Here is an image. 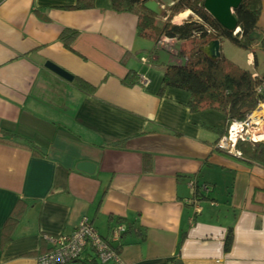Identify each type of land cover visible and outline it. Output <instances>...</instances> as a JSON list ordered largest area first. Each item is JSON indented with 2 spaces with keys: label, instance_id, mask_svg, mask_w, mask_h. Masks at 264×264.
<instances>
[{
  "label": "crops",
  "instance_id": "obj_1",
  "mask_svg": "<svg viewBox=\"0 0 264 264\" xmlns=\"http://www.w3.org/2000/svg\"><path fill=\"white\" fill-rule=\"evenodd\" d=\"M76 1L0 4V137L33 145L0 142V264H38L50 248L44 235H69L85 217L103 237L126 225V264H264V167L216 148L227 126L221 111H191L186 90L160 92L159 51L141 62L155 42L138 36L135 14L114 11L111 0L68 8ZM259 19L261 37L264 2ZM66 28L79 32L71 49L60 40ZM223 41L230 42L220 40L222 55L264 74L257 70L259 43L242 49L246 56L239 59L231 47L230 56L223 51ZM176 59L161 63L183 60ZM82 161L94 163L95 172L79 170ZM190 180L205 197L199 212L190 202L196 199ZM18 201L24 212L3 242V225Z\"/></svg>",
  "mask_w": 264,
  "mask_h": 264
},
{
  "label": "trees",
  "instance_id": "obj_2",
  "mask_svg": "<svg viewBox=\"0 0 264 264\" xmlns=\"http://www.w3.org/2000/svg\"><path fill=\"white\" fill-rule=\"evenodd\" d=\"M146 0H111V7L116 12H128L137 16L136 30L139 37L157 42L162 36L177 38L184 41V47L179 52V57L184 60L179 63H160L156 66L163 72L160 92L168 87L186 90L190 93L189 107L197 112L206 108L221 111L226 116L227 126L231 121L244 120L254 111L259 101L264 102V93L257 92V88L264 81L262 76H253L251 70L242 68L221 54L217 60L207 57L201 47L214 39H227L233 45L244 50H251L252 45L259 43L264 51V34L258 39L250 38L256 31L264 0H243L234 11L238 21L239 31L236 35L223 28L204 8V0H173L167 10L161 15H156L145 6ZM95 0H77L75 5L68 8H88L94 6ZM160 3V2H159ZM162 6V4L160 3ZM196 15L197 19H188L182 23H174L176 15L185 11ZM190 16V15H189ZM160 18L162 21H160ZM214 31L209 32L208 28ZM76 29L66 28L60 34V40L66 48L71 49L73 41L78 36ZM74 85L84 92L90 93L92 88L80 78H75ZM0 142L32 149L33 145L13 139L0 137ZM238 148L241 156L238 159L250 164L264 167V140L256 143L240 141ZM36 153V151H34ZM150 157L146 156L145 163L150 165ZM196 187V186H195ZM194 198L202 200L198 190L194 191ZM25 209V202L18 201L12 213L7 218L2 229V241L11 240V234ZM122 233L121 240L116 247L121 253L122 240L128 232ZM142 240L146 238V230L140 228ZM232 245V229L228 230L225 239V250L229 251ZM93 257V256H92ZM97 264V258L90 260Z\"/></svg>",
  "mask_w": 264,
  "mask_h": 264
},
{
  "label": "built area",
  "instance_id": "obj_3",
  "mask_svg": "<svg viewBox=\"0 0 264 264\" xmlns=\"http://www.w3.org/2000/svg\"><path fill=\"white\" fill-rule=\"evenodd\" d=\"M5 0H0V4ZM208 28V27H207ZM209 32L214 30L208 28ZM239 31V28L236 29L233 33L236 35ZM180 44L181 49L183 47L182 42L177 38H171L167 36H162L156 43L153 48L152 55L148 57H141V62L147 64L151 62L152 57L154 58L155 53L164 50L167 51L173 57H179V51L175 50L174 47ZM184 60V58H182ZM254 77L258 76L253 74ZM140 80L143 84H147L148 80L145 76H140ZM257 92L262 94L264 93V81L257 88ZM261 105H264V102L259 101L256 111ZM251 113H249L244 120L234 119L231 121L227 131L223 134L216 143V148L228 153L229 155L240 157L241 151L238 148V143L240 141H249L252 143L260 142L264 140V136L261 138L253 137L254 125H258L255 121L251 119ZM190 186L194 191L195 181L190 180ZM193 203L195 211H200L199 201L197 199H192L190 201ZM126 230V225L124 223H119L113 230L109 237L101 236L90 219L84 218L79 223L75 231L69 235H59L51 236L44 235V238L50 244L49 250L41 255L38 258V264H67L74 260H77L86 247L93 250L100 261L101 264H126L122 257L121 253H118L116 247L122 237V233Z\"/></svg>",
  "mask_w": 264,
  "mask_h": 264
},
{
  "label": "water",
  "instance_id": "obj_4",
  "mask_svg": "<svg viewBox=\"0 0 264 264\" xmlns=\"http://www.w3.org/2000/svg\"><path fill=\"white\" fill-rule=\"evenodd\" d=\"M243 0H204L205 10L225 29L234 32L238 29V21L235 17L234 11L240 6ZM144 6L155 13L161 15L163 9L157 0H146ZM260 19L256 24V29H260ZM254 31L250 38L258 39L260 33ZM221 43L219 39L210 41L207 45L201 47V51L210 59L217 60L221 56ZM45 66L57 73L68 81L74 80V75L66 69L60 67L52 61H47ZM77 168L87 173H94L96 165L88 161L78 163Z\"/></svg>",
  "mask_w": 264,
  "mask_h": 264
},
{
  "label": "rangeland",
  "instance_id": "obj_5",
  "mask_svg": "<svg viewBox=\"0 0 264 264\" xmlns=\"http://www.w3.org/2000/svg\"><path fill=\"white\" fill-rule=\"evenodd\" d=\"M159 2L162 4V6H161L162 9L163 10H167L170 7V5H172L173 0H159ZM182 15H183L182 13L176 15L174 17V19H173V22L174 23H182V22H184L185 20H188V19H197L196 18V15L193 14L192 12H190V16H188V17L185 16L183 18ZM160 21H162L161 18H160ZM149 42H150V40H149ZM227 47H231L234 51H237V53L239 54V55H237V57L236 56H231L233 58H239V59L241 58V59H244V57L246 56L245 52L242 49L233 46L232 44H230V42L223 41V43H222L223 51L225 53L229 54V56H230V52L228 51ZM174 49L177 50V51H179L181 49L180 44H177L174 47ZM256 52H257V55H258L259 61H260V64H259V67H258L257 70H258V72H264V51L261 50V49H257ZM157 56L159 57V60H158L159 62L158 63H161V62H175L177 60L176 58H174L172 60L170 58V54L167 51H164V50H160L157 53ZM263 125H264V120L261 121V125H254V129L261 128V132H262V126ZM85 251L86 252L88 251V253H90L91 256L96 257V254L93 252V250H91V248L86 247L85 248ZM82 255H83V257L81 258V261H78V262H75V263H70V264H91L88 261H85V253H83ZM98 264H101V263L98 262Z\"/></svg>",
  "mask_w": 264,
  "mask_h": 264
},
{
  "label": "bare ground",
  "instance_id": "obj_6",
  "mask_svg": "<svg viewBox=\"0 0 264 264\" xmlns=\"http://www.w3.org/2000/svg\"><path fill=\"white\" fill-rule=\"evenodd\" d=\"M182 17L184 18L185 16H189L190 15V11H185L184 13H182ZM251 119L253 121H255L258 125H261V121L264 120V105H261L256 111H253V113L251 114ZM262 136H264V125L262 126V132H261V128L256 129V131L253 134V137L255 138H261Z\"/></svg>",
  "mask_w": 264,
  "mask_h": 264
}]
</instances>
